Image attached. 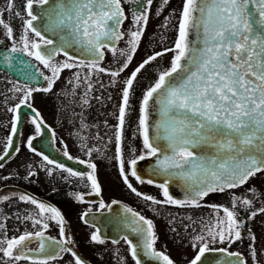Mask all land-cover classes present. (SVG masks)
Masks as SVG:
<instances>
[{
	"label": "snow or ice",
	"instance_id": "1",
	"mask_svg": "<svg viewBox=\"0 0 264 264\" xmlns=\"http://www.w3.org/2000/svg\"><path fill=\"white\" fill-rule=\"evenodd\" d=\"M140 2L141 0H26L28 18L24 19V35L19 44L13 40V46L0 53V56L8 67H15L13 62L18 55L29 57L43 65L50 75L38 69L28 72L25 61H19L25 79L24 82H16L13 91L22 93V99L20 104L8 109L13 114L12 126L6 150L0 154V161L9 155V150H14L11 137L17 136L22 106H27L34 113L30 123L34 125L36 133H41L45 125L39 112L32 108L31 98L34 92H51L64 70L78 67L89 69L88 75L83 79L89 84L91 91L90 76L107 71L100 67L105 49L114 56L125 58L118 71L109 73L112 77H118L127 69L148 23V9L153 0H146L144 11L132 13L137 30L131 32L129 50L118 53L114 45L125 36V32L121 31L122 24L127 19L124 3ZM163 2L166 5L169 0ZM14 6V0H8L7 11L11 13ZM14 14L20 15L19 12ZM3 16L4 13L0 11V26L6 30V35L11 40L13 28L5 22ZM36 22H39V26ZM29 33L38 39H31ZM46 34L54 38H49ZM69 48H78L91 58L77 60V57L69 53ZM166 52L174 53L171 66L164 69L144 93L140 108L138 127L144 152L126 161L123 154L124 125L133 84L146 65ZM58 55L65 56L66 61L56 62L55 57ZM38 76L47 81L46 87L34 88L29 85L28 81L35 80ZM75 80L79 87L80 73L75 74ZM150 102L159 105V119L154 125L150 122ZM117 120L115 140L119 172L132 192L137 196L142 195L129 181V175L140 183H154L151 179L144 180L137 171L139 161L153 157L156 158L154 174L167 175L169 181L173 176L182 177L185 182L187 198L184 201L176 200L169 194L166 181L155 184L162 189L164 201L143 196L152 203L167 202L199 207L200 201L210 194L240 188L258 173H264V0H184L174 47L148 57L131 73L122 91ZM33 139L35 137L27 140V146L34 151ZM64 155L68 156V153L65 151ZM88 155L91 156V151ZM44 159L48 164L53 163L47 156ZM68 159L72 157L68 156ZM78 162L86 163L83 160ZM86 166L91 169V173L86 176L91 182V194L99 196L96 164L89 161ZM56 167L74 177L83 175L59 164ZM248 191L255 193L254 188H249ZM4 199L7 200L8 197ZM20 199L36 205L41 214L50 213L52 218H56L61 225L60 236L63 239L46 247L43 231L24 233L18 238L0 241V252L4 256L14 261L31 260V264H49V260L62 258L61 253H69L73 257V264H86L71 248L66 247L72 241L65 236L62 226L64 218L60 211L26 195H21ZM76 199L85 202L83 195L78 194ZM241 205L246 210L252 209L253 201L234 196L232 208L222 209L223 218L217 216L215 224H205L208 242H204L203 235L195 238L202 246L198 248L190 264H202L205 254L213 251L227 253L239 260L240 264H246L240 253L227 252L224 248L213 249L210 246L215 242H227L230 246L242 239L241 228L244 222L236 210ZM100 206L105 207L103 202ZM126 211L131 214L128 226L141 239L134 242L128 235H122L120 239L128 245L135 264H141L139 249H143L145 256L162 261V264H174L168 255L155 248L157 236L153 222L130 208ZM258 212L264 213V206L258 211H251L249 218H254ZM87 215V212L83 213L84 217ZM34 223L41 224V220L36 219ZM42 227L47 229L48 224L43 223ZM34 238L40 241V252H49L46 259L36 260L23 253L26 242ZM90 239L96 244L106 242L99 228L92 233ZM118 242L112 241L113 244ZM57 245L61 247L57 248ZM251 255L255 260L254 251Z\"/></svg>",
	"mask_w": 264,
	"mask_h": 264
},
{
	"label": "flooded vegetation",
	"instance_id": "2",
	"mask_svg": "<svg viewBox=\"0 0 264 264\" xmlns=\"http://www.w3.org/2000/svg\"><path fill=\"white\" fill-rule=\"evenodd\" d=\"M25 4L26 0H14L15 6L10 13L7 11L8 0H0L3 18L13 28V38L10 40L6 30L0 26V53L8 51L13 46V40L20 43L25 31L24 19L28 18ZM183 4L184 0H169L166 5L163 0H153L148 9V23L133 59L118 77H112L109 73L118 71L125 58L114 56L105 49L100 67L107 71L90 76L91 91L89 84L83 79L88 75L89 69L78 67L64 70L51 92H34L30 102L44 122L41 133H36L34 125L30 123L34 115L31 109L27 106L20 108L21 123L17 127V136L11 137L14 150H9V155L0 161V241L6 242L24 233L34 234L37 231L44 232L46 247L63 239L57 219L52 218L50 213L41 214L36 205L20 199L21 195H26L60 211L64 218L62 226L65 236L72 241L66 247L71 248L86 264H135L128 245L120 239L127 232H132L128 226L131 219V214L126 211L128 208L153 222L157 236L155 248L158 251L168 255L174 264H190L198 248L202 246L195 238L203 235L204 242H208L205 224H215L217 216L223 218L222 209H231L233 197L238 196L253 201L252 209L246 210L242 205L236 209L244 222L241 228L242 239L230 246L227 242H215L210 246L213 249L224 248L227 252H238L246 264H264V213L258 212L254 218H249L251 211H258L264 206V173H258L240 188L210 194L200 201L199 207H189L167 202L155 204L143 198L146 195L164 201L162 189L155 184L166 181L169 194L174 199L184 201L187 198L182 177L173 176L169 181L167 175L153 173L155 157L137 164L138 174L144 180H153V184L140 183L129 175V181L142 193L141 196L127 187L119 172L115 131L125 82L148 57L174 47ZM145 6L146 0H141L139 4L124 3L127 19L123 22L121 31L125 32V36L115 42L118 53L129 50L131 32L137 30L132 13L144 11ZM15 12L20 15L16 16ZM36 23L39 26V22ZM46 35L54 38L50 34ZM29 36L34 40L38 39L30 33ZM70 50L79 49L69 48L68 51ZM18 56L13 62L15 67L9 69L2 67L0 56V154L6 150L7 140L10 138L13 114L8 109L20 104L22 99V93L13 91L14 84L24 82L25 79L19 61H25L28 72L38 69L50 75L38 61ZM85 56L75 57L77 60L91 58L86 53ZM173 57L174 53L166 52L146 65L133 84L124 125L123 154L126 161L144 152L138 127L143 95L155 83L159 74L170 68ZM55 61L63 63L66 57L58 55ZM76 73L81 75L79 87L75 80ZM28 83L34 88L47 86V81L39 76ZM85 100L88 102L84 103ZM158 108V105L150 102V122L152 119L155 122L159 119ZM32 137H35L32 141L34 151L27 146V140ZM65 151L72 159L64 155ZM89 151L91 156L88 155ZM45 156L53 163L48 164ZM80 160L86 163L81 164L78 162ZM89 161L96 164L99 196L91 194V182L86 178L91 173V169L86 166ZM57 164L83 175L71 176L57 168ZM125 167L127 172V164ZM249 188H254L255 193L249 192ZM78 194L83 195L85 202L76 199ZM4 197L8 199L5 200ZM101 202L105 205L104 208H101ZM85 212L88 213L86 217L83 216ZM36 219H40L41 224H35ZM43 223L48 224L47 229L42 227ZM97 228L106 241L104 244H96L90 239ZM113 240L119 242L113 244ZM39 244L40 241L36 238L27 241L23 253L36 260L46 259L49 252H40ZM194 244L196 247H193ZM253 251L256 254L255 260L251 255ZM61 256L62 258L49 260V264H73V257L69 253H61ZM0 264H31V260L14 261L0 252Z\"/></svg>",
	"mask_w": 264,
	"mask_h": 264
},
{
	"label": "water",
	"instance_id": "3",
	"mask_svg": "<svg viewBox=\"0 0 264 264\" xmlns=\"http://www.w3.org/2000/svg\"><path fill=\"white\" fill-rule=\"evenodd\" d=\"M69 53L78 57H86L85 53H82L80 50H70ZM18 58L19 56H17V59ZM2 67L9 69V67L3 63H2ZM154 122L155 121L152 119L151 123L153 125ZM153 133H154V129H153ZM126 235H128L131 239H133L134 242H139L141 239L140 237H138L137 235H135L133 232L130 231L127 232ZM139 258L141 260V264H162V261L145 256L143 254V249H139ZM202 264H240V261L237 260L235 257L228 256L227 253L213 251L205 254V257L202 258Z\"/></svg>",
	"mask_w": 264,
	"mask_h": 264
}]
</instances>
